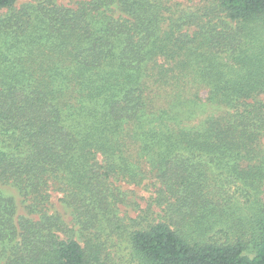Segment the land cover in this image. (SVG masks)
<instances>
[{"label": "trees", "instance_id": "trees-1", "mask_svg": "<svg viewBox=\"0 0 264 264\" xmlns=\"http://www.w3.org/2000/svg\"><path fill=\"white\" fill-rule=\"evenodd\" d=\"M18 1L0 0V184L25 213L0 190V264H109L114 235L141 264H264V0ZM149 177L165 213L126 223L119 183Z\"/></svg>", "mask_w": 264, "mask_h": 264}, {"label": "rangeland", "instance_id": "rangeland-1", "mask_svg": "<svg viewBox=\"0 0 264 264\" xmlns=\"http://www.w3.org/2000/svg\"><path fill=\"white\" fill-rule=\"evenodd\" d=\"M33 0H20L17 5L21 6L22 4L32 2ZM58 4H62L69 7H77L78 2L81 0H55ZM192 5L193 3H188ZM2 12V11H1ZM201 96L203 100L207 97V90H201ZM204 103V101H203ZM216 110V107L211 104H202L196 116L194 122L196 124L202 123L203 120L207 118L208 115L213 114ZM264 142V140H263ZM207 179L209 183V188L211 190H219V194L224 196H229L232 201L235 200L238 206L243 207V202H245L244 194L240 187V183H233L229 176H226L224 171L215 170L206 168ZM122 190L130 191L127 198L128 203L119 204L120 216L124 218L126 223L129 222V218L137 217L139 214H143L145 210L149 207V216L154 218L158 213L163 214L160 206H157L156 199H158L157 189L160 187V183L155 177H149L142 184L135 185L130 184L125 181L120 182ZM0 190L8 194H11L15 197L18 206V213H25V207L23 203V196L20 195L17 188L12 184H0ZM261 195V197H263ZM63 194L59 191H51V198L49 204L50 213L60 214L66 221L69 226L77 228L75 224L74 215L72 210L68 208L62 201ZM245 212L247 209L242 208ZM109 264H141L140 260L133 253L132 246L128 242L126 235H114L111 237L109 242Z\"/></svg>", "mask_w": 264, "mask_h": 264}]
</instances>
